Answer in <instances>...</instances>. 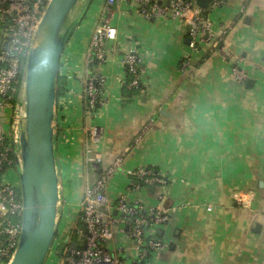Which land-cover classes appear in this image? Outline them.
I'll list each match as a JSON object with an SVG mask.
<instances>
[{"label":"crops","instance_id":"crops-1","mask_svg":"<svg viewBox=\"0 0 264 264\" xmlns=\"http://www.w3.org/2000/svg\"><path fill=\"white\" fill-rule=\"evenodd\" d=\"M105 1L91 0L59 62L65 86L53 120L59 179L56 237L65 240L80 229L86 186L123 156L106 191L108 200L155 204L162 196L165 208H177L162 228L168 246L161 264H264V0H223L209 13L210 42L196 51L189 47L185 26L168 17L147 20L137 6L115 0L111 26L116 39L106 43L105 64L90 68L91 36ZM86 4L83 0L72 18ZM223 29L220 48H212ZM0 36L5 43L1 25ZM134 44L144 56V92L126 97L120 58ZM234 63L253 82L252 89L232 79ZM91 75L104 78L105 84L103 103L88 120L84 81ZM10 121L1 110L0 134L19 137L20 126L13 131ZM149 122L150 130L135 144ZM88 127L97 130L91 147L101 160L97 171L86 162ZM136 168H156L168 182L153 194L130 193L127 172ZM5 181L19 185L16 165ZM239 192L252 194L247 207L236 204Z\"/></svg>","mask_w":264,"mask_h":264},{"label":"built area","instance_id":"built-area-1","mask_svg":"<svg viewBox=\"0 0 264 264\" xmlns=\"http://www.w3.org/2000/svg\"><path fill=\"white\" fill-rule=\"evenodd\" d=\"M34 1L35 3H33ZM137 6L138 13L145 19L168 17L185 26L189 38V47L196 51L199 46L210 42L213 26L209 13L223 4V0H211L207 9L197 6L196 0H127ZM49 0H0V25L5 38V50L0 49V111L6 110L14 131L20 125L17 103L12 104L16 92L17 77L22 64V57L30 49L33 37ZM115 0H106L103 14L98 18L93 30L87 63L97 62V66L106 62L105 46L116 39V31L111 26V9ZM226 29L212 48L219 49ZM124 71L123 84L128 79V87L143 90L144 56L134 44L120 58ZM183 67L188 61L182 62ZM232 79L240 84L247 80V74L234 63L231 68ZM105 79L88 76L84 81L86 119L91 120L96 114L94 108L98 98L102 101ZM151 128V122L145 125L135 139L141 142ZM85 155L91 170L96 171L101 160L92 155V145L97 141V130H86ZM7 145L4 146V142ZM15 155L20 161L19 137L11 132L8 137L0 134V264H10L18 247L21 234L22 202L18 196L19 185L10 184L5 177L16 161L9 157ZM123 156L99 172L96 180L85 188L79 216L80 229L76 230L63 247V240L54 238L50 248H54L59 264H161L160 255L167 248L168 241L163 236L162 228L172 218L177 208H165L160 196L157 203L145 200L133 202L107 199L109 183L123 163ZM130 193H146L151 186L163 187L167 179L155 174L148 168H136L127 172ZM252 194L239 192L234 196L238 206L247 207ZM161 234V235H160ZM75 243L72 248L71 244ZM132 250V254L128 251Z\"/></svg>","mask_w":264,"mask_h":264},{"label":"water","instance_id":"water-1","mask_svg":"<svg viewBox=\"0 0 264 264\" xmlns=\"http://www.w3.org/2000/svg\"><path fill=\"white\" fill-rule=\"evenodd\" d=\"M82 1L49 0L27 54L20 95L23 103L20 161H16L22 202L21 234L10 264H44L56 236L59 199L53 131L56 82L61 55L91 2L87 0L84 11L72 18ZM210 1L196 0V4L207 9ZM0 45L5 50L1 36ZM252 86L251 80L245 81L247 89ZM160 113L164 115L163 111ZM154 190L151 186L148 192L153 194ZM69 238L70 234L63 240V247ZM75 245L72 243L71 247Z\"/></svg>","mask_w":264,"mask_h":264},{"label":"trees","instance_id":"trees-1","mask_svg":"<svg viewBox=\"0 0 264 264\" xmlns=\"http://www.w3.org/2000/svg\"><path fill=\"white\" fill-rule=\"evenodd\" d=\"M43 8H45V4L43 6ZM25 63H26V56H23L22 57V64H21V68H20V71H19V75L17 77V83H16V92L13 96V100H12V104H15L17 103L18 99H19V96L21 95V90H22V86H23V77H24V69H25ZM90 65V68L91 67H96L97 66V62H93ZM64 86H65V81L64 79H62L61 77H57V82H56V100L59 96L63 95L64 94ZM144 90V88H143ZM123 95H125L126 97H131V96H135V95H138L141 93V89H135V88H129L128 87V79L127 81L125 82V84L123 85ZM86 104H87V100L86 98L84 97V119H86L87 117V114H86ZM101 106V101L100 99L98 98L94 108L95 110L97 111ZM7 145V142L5 141L4 142V146ZM9 157L14 160V162L16 161V158H15V155H13V153L11 152L9 154ZM13 168H15V163H14V166ZM149 170H152L155 174H159L158 173V170L156 168H148ZM97 171V170H96ZM18 196H21L20 195V189L18 190Z\"/></svg>","mask_w":264,"mask_h":264},{"label":"rangeland","instance_id":"rangeland-1","mask_svg":"<svg viewBox=\"0 0 264 264\" xmlns=\"http://www.w3.org/2000/svg\"><path fill=\"white\" fill-rule=\"evenodd\" d=\"M22 110H23V103H22V97H21V102L19 104V108H18V112H17L20 122H21V117H22V114H23V111ZM20 125H21V123H20ZM46 260L48 261V264L50 263V260H55L54 263L55 264H58V259L56 258V253L54 251L53 246H52V248H50Z\"/></svg>","mask_w":264,"mask_h":264}]
</instances>
